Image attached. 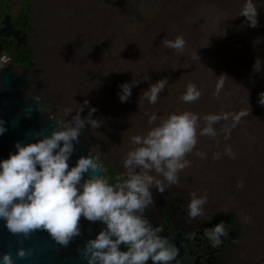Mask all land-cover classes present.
<instances>
[{
    "label": "rangeland",
    "instance_id": "obj_1",
    "mask_svg": "<svg viewBox=\"0 0 264 264\" xmlns=\"http://www.w3.org/2000/svg\"><path fill=\"white\" fill-rule=\"evenodd\" d=\"M12 1L18 5L19 0ZM61 1L50 0L52 8L48 7L41 15L42 20L49 21L40 26L46 44L37 52L39 63L35 67V81L38 85L30 90L47 97L55 95L57 115L72 119L82 108L81 117L88 118L83 110L85 101L99 96L94 95L93 90L88 91V83H93L94 90L99 86L101 96L103 92L112 91V87L119 91L118 86L123 82L138 81L125 102L129 123L124 132L116 125L122 105L119 98L111 102L106 115L97 116L105 122L108 131L115 130L125 139L126 150L111 148L122 165L132 147L131 137L142 135L154 126L148 123L152 113L158 117L173 111H191L201 116L248 113L241 116L227 140L221 129L231 121L222 120L215 125L218 132L215 138L199 136L196 147L186 157L190 166L183 169L179 177L207 192L243 180L248 187L238 191L236 198L242 206L253 204L252 185L256 187L254 191L264 186V106L257 102L258 94L264 91V0H254L258 10L255 27H250L246 18L239 15L244 0H121L120 3L115 0H64L67 4L78 2L74 8ZM73 9L86 17L92 14L96 19L99 16V24L89 25V47L72 39L70 10ZM164 23L169 24L171 39L178 35L184 37L186 45L182 53L163 43L169 39L163 32ZM121 26L125 28L122 31ZM52 39L54 45L50 44ZM60 51L64 56L58 54ZM52 62L62 63L68 73L60 77L45 71L44 65ZM92 62L94 74L86 76L83 68ZM76 76L80 78V93L73 90V77ZM145 77L150 79L145 81ZM164 77L168 83L157 102L149 104L142 100L138 103L142 92ZM221 80L223 85L214 97ZM189 84H194L201 94L197 100L186 103L180 97ZM69 108L71 113L65 115L64 109ZM85 126L92 128L87 122ZM226 145L231 146L236 156L221 155L225 162L219 165L213 154L223 152ZM197 150L206 153L204 159L212 169L208 174L205 166L197 161L200 157ZM151 190L157 195L154 186ZM254 222H247L248 231H255V237L263 236L254 228Z\"/></svg>",
    "mask_w": 264,
    "mask_h": 264
},
{
    "label": "clouds",
    "instance_id": "obj_2",
    "mask_svg": "<svg viewBox=\"0 0 264 264\" xmlns=\"http://www.w3.org/2000/svg\"><path fill=\"white\" fill-rule=\"evenodd\" d=\"M239 15L246 18L250 27H255L258 10L254 0H244ZM163 43L180 53L186 45L182 35L165 39ZM6 61V56L0 58V63ZM149 79L145 77L144 80ZM137 83L132 80L118 86L120 102L129 99ZM167 83V77L151 83L142 92L138 103L147 100L149 104H155ZM222 85L223 80L217 84L214 97ZM200 94L194 84H189L180 99L192 102ZM257 102L264 106V91L258 94ZM81 110L69 123L57 127L50 135L38 132L35 142L17 141L14 145L16 151L0 159V220L13 234L27 236L33 230H46L62 245H67L80 233L81 217L92 222L100 221L105 227L87 241L83 250L88 264H147L149 260L152 264H172L179 248L167 236L161 235L163 226H153L144 215L145 209L153 203L152 187L164 192L166 187L178 181L179 173L190 166L186 157L196 147L199 136L215 138L218 135L215 125L222 120L231 121L221 129L227 140L241 116L248 113L223 112L201 116L191 111H173L162 117L152 113L148 123L154 126L142 135L131 137L132 147L123 158L126 176L121 174L115 182H109V178L103 175L106 169L99 156L81 155L73 166H69L74 142H78L86 122L93 128L99 127V122L91 118L96 111L94 107L88 118L81 117ZM71 111L70 108L64 109L65 115ZM5 131L4 122L0 121V135ZM196 154L206 156L200 150ZM221 155L235 158L236 153L226 145L223 152H215L213 158L219 159ZM85 173L89 178H84ZM190 195L188 218L205 216L207 193L199 195L193 191ZM205 235L213 247H218L222 237L228 235V229L224 222H220ZM17 255L24 257L26 252L20 249ZM0 264H15L12 254L0 255Z\"/></svg>",
    "mask_w": 264,
    "mask_h": 264
},
{
    "label": "bare ground",
    "instance_id": "obj_3",
    "mask_svg": "<svg viewBox=\"0 0 264 264\" xmlns=\"http://www.w3.org/2000/svg\"><path fill=\"white\" fill-rule=\"evenodd\" d=\"M120 1L115 0L116 3H120ZM133 1L139 2L141 0ZM50 3V0H31L29 7L31 15L29 22L26 24L21 13L24 0H19L18 5L12 0H0V58L7 57L6 63H0V82H3L1 77L3 75L14 77L21 84L19 99L25 100L36 108L31 109L33 118L40 120L42 123L54 124L55 130L57 127L69 123L72 119L55 114V95L52 94L47 97L42 93H35L30 90L38 85L35 81V67L39 63L37 52L41 45L46 44L42 40L43 33L40 34V26L49 22L45 19L42 20L41 15L48 7H51ZM61 3L71 6V8L78 4V2L67 4L68 2L64 0ZM70 11V22L73 28L72 39L75 42L85 44V47H89V25L91 27L94 22L99 24V16H96L95 19V16L90 13L86 17L79 14L75 9ZM126 27L131 26L126 25ZM162 28L167 38L171 39L172 33L169 24L164 23ZM120 29L122 31L125 28L121 26ZM54 42L55 40L52 39L50 44L54 45ZM23 46L31 49L33 61L29 64L15 65L10 60L11 52L9 50L10 48L17 49ZM58 54L64 56L61 51ZM61 65L62 63L52 62L49 66L44 65V70L61 77L68 73ZM87 65V68L84 65L81 66L84 67L86 76L94 74V63H88ZM78 66L80 65L78 64ZM77 77H73L72 85L73 90H78V93H80V78ZM87 88L88 91L89 89L93 90L94 95L99 96L89 97L83 110L86 114H89L91 108L96 109L91 118L99 122V127H92L90 130L88 126H85L81 130L78 142L74 143L76 146L88 150V154L99 156L100 163L106 169L103 175L109 178V182H115L121 174L126 176V170L120 160L113 155L112 149L126 150L125 139L115 130L108 131L105 122L98 120L97 116L108 112L111 102L118 98V90L116 87H112V91L103 92L100 96L101 88L99 86H97V90H94L93 83L91 85L88 83ZM119 107L116 125L120 131L124 132L129 123V117L126 114L128 110L125 102ZM94 144L99 148L95 147ZM204 158L199 157L197 161L203 167L205 166V170H207L205 173L208 174L211 168L207 163L208 160ZM217 160L220 165V163L225 162V157L221 156ZM215 162L217 163V161ZM247 187L246 182L239 180L228 187L219 188L217 186L216 191L207 192L178 177V181L166 187L164 192L156 190L157 195H155L151 190L153 203L148 206L149 221L153 226H163L164 231L161 235L167 236L173 242L185 244V246H179L183 254L184 264H264V186L254 191L256 187L252 185L250 193L254 196L253 204L242 206L236 198L237 192L245 190ZM193 191H196L199 195L206 192L207 202L204 205L205 216L189 219L187 204ZM241 206L243 208H240ZM249 220L251 222L255 221L256 226L254 228L260 230L263 236L255 237L257 235L255 231H252V233L248 231L247 222ZM220 222H224L228 229V235L222 237V243L218 247H213L205 233Z\"/></svg>",
    "mask_w": 264,
    "mask_h": 264
},
{
    "label": "water",
    "instance_id": "obj_4",
    "mask_svg": "<svg viewBox=\"0 0 264 264\" xmlns=\"http://www.w3.org/2000/svg\"><path fill=\"white\" fill-rule=\"evenodd\" d=\"M0 82V121L4 122L6 131L0 135V159L7 158L10 153L15 152L17 141L21 143H32L38 138L35 134L43 132L50 135L54 130V124L42 123L34 119L31 109L33 105L20 98L21 84L10 75L1 76ZM81 155H89L88 150L75 145L69 161L73 166ZM100 173H97L99 175ZM84 178H89L85 173ZM144 215L149 219L148 207ZM105 225L100 221H88L81 217L79 222L80 233L74 236L67 245L55 241L46 230H33L27 236L24 234H13L8 231L5 224L0 220V255L11 253L15 264H88L83 250L89 239L95 238L96 234ZM176 246L185 244L174 242ZM122 250L124 246L122 245ZM26 252L24 257L17 255L18 250ZM184 264L183 254L179 248V254L172 264ZM147 264H152L151 260Z\"/></svg>",
    "mask_w": 264,
    "mask_h": 264
},
{
    "label": "trees",
    "instance_id": "obj_5",
    "mask_svg": "<svg viewBox=\"0 0 264 264\" xmlns=\"http://www.w3.org/2000/svg\"><path fill=\"white\" fill-rule=\"evenodd\" d=\"M31 5V0H24V4L21 7V13L23 14L24 23H28L30 19V11L29 7ZM28 47H20L17 49H11L9 50L10 53V60L13 64H22L24 65L32 63L33 57L31 55V49Z\"/></svg>",
    "mask_w": 264,
    "mask_h": 264
}]
</instances>
